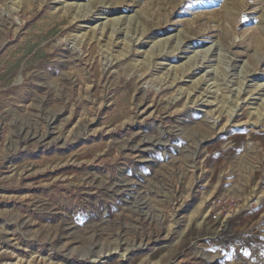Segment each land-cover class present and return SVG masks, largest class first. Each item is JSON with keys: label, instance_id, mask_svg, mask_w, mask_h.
I'll return each mask as SVG.
<instances>
[{"label": "rangeland", "instance_id": "1", "mask_svg": "<svg viewBox=\"0 0 264 264\" xmlns=\"http://www.w3.org/2000/svg\"><path fill=\"white\" fill-rule=\"evenodd\" d=\"M0 264H264V0H0Z\"/></svg>", "mask_w": 264, "mask_h": 264}]
</instances>
